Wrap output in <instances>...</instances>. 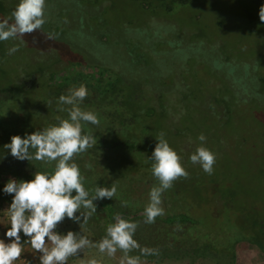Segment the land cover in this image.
Segmentation results:
<instances>
[{
	"label": "rangeland",
	"instance_id": "374dc122",
	"mask_svg": "<svg viewBox=\"0 0 264 264\" xmlns=\"http://www.w3.org/2000/svg\"><path fill=\"white\" fill-rule=\"evenodd\" d=\"M18 2L0 0V21L11 22ZM165 3L45 0V19L57 26L49 32L43 25L22 39L0 41V83L7 84L18 72L32 74L39 66L61 71L72 59H86L89 54L107 57L111 64L124 54L132 60L133 50L142 60V69L134 71L125 59L123 69L150 80L149 86L159 82L167 92L174 90L175 103L171 102L182 108L176 118L165 116L152 128L165 134L189 173L163 193L165 214L186 212L205 221L206 229L219 239L226 237L224 243L241 238L248 229L264 241V22L259 19L264 0ZM87 26L96 37L87 32ZM12 47L19 50L9 55ZM260 75L263 81L258 82ZM163 100L170 101L168 93L164 92ZM200 134L205 135L204 142L199 141ZM201 143L216 156L211 175L189 159ZM147 178L149 183L134 182L126 190L127 200L145 207L150 189L158 186L156 179ZM8 207L0 203V239L6 243L10 242L5 235L10 227ZM69 230L99 241L66 221L57 228L64 234ZM235 249L236 264H264L255 245L240 241ZM39 255L23 249L14 264H39ZM122 255L118 250L115 257H109L91 248L70 257L67 264H86L92 258L98 264H119Z\"/></svg>",
	"mask_w": 264,
	"mask_h": 264
},
{
	"label": "trees",
	"instance_id": "16d2710c",
	"mask_svg": "<svg viewBox=\"0 0 264 264\" xmlns=\"http://www.w3.org/2000/svg\"><path fill=\"white\" fill-rule=\"evenodd\" d=\"M157 1L159 5H166V0ZM168 1L182 3L186 0ZM93 8L96 7H89L90 10ZM54 23L48 18L44 26L50 32L57 26ZM89 28L87 26L86 30L91 33ZM130 56L133 61L124 54L123 58L117 59V63L111 64L107 57L89 54L86 59H72L61 71L47 68L46 65L39 66L32 74L18 72L10 76L7 84L0 83V203L10 206L12 202V196L3 192L9 179L31 180L35 171L52 172L55 165V162L19 161L12 157L4 145L10 143L14 135L23 138L26 133L31 134L56 124L57 117L67 118L65 109L68 106L59 103V96L67 94L70 87L84 83L88 95L81 108L94 112L99 125L82 123V132L93 135L97 143L86 152L76 155L74 162L80 168L83 185L90 197L97 184L108 187L115 184L117 187L112 199L94 201L97 213L82 225L84 231L100 240L106 234L107 225L114 222L116 214L137 222L139 227L134 239L141 247L159 249V255L141 256L140 261L147 264H196L205 260L215 264H236L235 248L240 241L255 245L264 258V241L258 239L254 230L248 229L249 233L241 238L230 244L224 243L226 237L219 239L214 232L206 229L203 224L205 221L186 212L167 213L158 216L155 223L146 224L144 205L127 200L126 190L134 182L149 183L148 176L156 179L151 172L152 161L148 158L159 135L152 130L153 126L163 121L165 116L168 118L173 115L172 119L176 118L182 109L171 102L175 97L172 96L174 90L167 92L159 82L149 86L147 83L150 80L146 82V79L136 77L134 72L123 69V59L128 61L127 64L134 71L142 69L139 65L142 60L137 58L139 55L136 56L131 50ZM257 80L263 81L262 75ZM164 92L169 95L170 101L165 100L167 104L163 100ZM84 211L82 208L81 212ZM64 221L73 224L75 230L80 228L79 224L67 218ZM227 234L228 231L224 236ZM20 235L22 243L28 239L23 233ZM24 245L30 246L28 243ZM130 255H139V252L133 251Z\"/></svg>",
	"mask_w": 264,
	"mask_h": 264
},
{
	"label": "clouds",
	"instance_id": "9594fccd",
	"mask_svg": "<svg viewBox=\"0 0 264 264\" xmlns=\"http://www.w3.org/2000/svg\"><path fill=\"white\" fill-rule=\"evenodd\" d=\"M45 0H19L9 19L0 21V41L22 39L25 35L39 30L46 23ZM259 19L264 22V5L259 9ZM48 38L52 39L51 33ZM9 49V55L18 51ZM88 95L87 87L81 83L72 86L67 94L59 96V103L67 105V118L57 117V123L36 130L31 134L11 137L4 145L12 157L19 161L37 160L44 163L55 162L54 171H35L31 180L9 179L3 192L12 196L7 208L10 227L5 235L10 242L0 239V264H14L21 257L23 245L30 244L39 253V264H67L70 257L79 256L85 249L96 248L102 254L115 257L117 251L123 253L119 264H140L141 256L159 255V249L141 247L134 235L139 227L137 222L114 216V222L106 227V234L96 242L80 231H57L65 218L80 225L97 213L94 201L112 199L117 187L101 186L94 188L91 195L83 185L80 168L74 157L86 152L97 143L95 137L83 134L82 123L99 125V119L92 111L83 110L81 104ZM199 141L206 137L200 134ZM156 145L150 157L152 175L158 181L149 191V200L144 208V223L153 224L158 216H163V193L173 186L174 181L188 178L189 173L182 166L181 157L170 147L163 132L156 137ZM34 150V152L32 151ZM193 164H199L209 175L213 173L215 154L201 143L189 157ZM86 211L81 212V209ZM79 213V215H77ZM21 233L28 239L22 243ZM138 251L139 255H130ZM86 264H98L95 258Z\"/></svg>",
	"mask_w": 264,
	"mask_h": 264
},
{
	"label": "crops",
	"instance_id": "0c3cea01",
	"mask_svg": "<svg viewBox=\"0 0 264 264\" xmlns=\"http://www.w3.org/2000/svg\"><path fill=\"white\" fill-rule=\"evenodd\" d=\"M27 248H29L30 250L32 249L31 246H27V245L23 246V249H27Z\"/></svg>",
	"mask_w": 264,
	"mask_h": 264
}]
</instances>
